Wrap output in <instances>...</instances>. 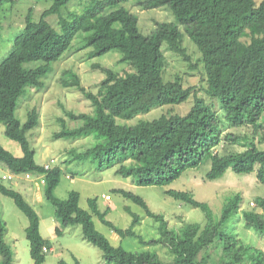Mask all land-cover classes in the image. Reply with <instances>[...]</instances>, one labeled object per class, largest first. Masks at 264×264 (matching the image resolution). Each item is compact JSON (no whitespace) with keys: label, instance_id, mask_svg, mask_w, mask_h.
I'll list each match as a JSON object with an SVG mask.
<instances>
[{"label":"trees","instance_id":"obj_1","mask_svg":"<svg viewBox=\"0 0 264 264\" xmlns=\"http://www.w3.org/2000/svg\"><path fill=\"white\" fill-rule=\"evenodd\" d=\"M0 0V10L4 2ZM38 19H32V8L24 18V26L13 43L10 53L0 62V122L5 135L16 141L23 152L17 157L0 144V163L9 172L43 174L44 195L54 207V214L63 226L80 225L83 238L102 251L106 264H264V250L246 243L223 226L241 203L239 192L229 197L218 217L206 202L198 201L189 191L168 189L172 198L201 209L205 221L183 222L171 227L161 213L152 211L146 201L132 192L118 188L114 192L131 199L144 209L156 224L154 238L145 240L134 230L140 217L131 213L130 226L123 229L107 219V210L98 209L95 198H89L92 214L120 237L136 238L141 244H155L167 249L171 258L166 261L154 249L125 250L112 245L94 225L92 214L79 206V193L70 191L66 199L54 195L61 177L59 166L45 169L34 160L27 133L39 123V113L32 108L24 123L15 117L19 98L28 87L41 88V80L71 45L73 37L84 32V46L91 47L89 56H100L117 49L119 61L126 64L121 72L92 64L103 73L96 92L81 84L72 70L63 72L62 84L76 87L91 101L92 113L67 111L72 121H81L76 127H67L63 118L62 128L53 132L54 138L77 139L94 134L95 143L75 154L77 160L98 159L100 167L118 165L115 173L131 176L143 186H164L180 177L187 169L210 164L207 179L221 176L228 167L236 173H249L256 169V178L264 186V149L256 146L247 136L230 132L222 137L219 122L229 127H252L254 132H264V0H137L143 9L169 8L176 22H158L148 34L138 28V18L120 6L103 10L127 0H90L89 7L81 14L72 13L68 18L59 16V31L50 25L47 17L59 13L71 0H50ZM201 54L206 86L204 91L220 101L223 119L212 104L198 96L194 86L185 87L181 79L164 81L165 56L163 42L169 50L183 60L189 57L182 44L183 32ZM1 39V31H0ZM37 62L29 67V62ZM194 103L184 114H162L150 120H139L132 125H120L116 118L129 120L139 113H146L158 105L179 104L190 95ZM221 118V119H220ZM242 143L244 150L221 156L218 146L224 141ZM130 161V162H129ZM129 162V163H128ZM0 193L10 197L27 217L26 238L30 244L33 264H43L49 249L39 231V218L22 194L3 184L0 176ZM257 204L261 211L244 210L245 226L264 234V197ZM6 225L0 216V264H12L13 252L4 239ZM56 228V233L60 234ZM212 246V247H211ZM212 248L214 254L208 251ZM60 264H80L63 260Z\"/></svg>","mask_w":264,"mask_h":264},{"label":"rangeland","instance_id":"obj_2","mask_svg":"<svg viewBox=\"0 0 264 264\" xmlns=\"http://www.w3.org/2000/svg\"><path fill=\"white\" fill-rule=\"evenodd\" d=\"M255 1L258 4L262 0ZM89 2L90 0H71L61 8L59 13L50 14L46 19L52 27L59 31V16L68 18L72 13L81 14L90 6ZM50 4V0H18L14 3H3L0 10V62L10 53L15 37L21 33L28 9L32 8V19L38 21L41 12ZM120 6L127 8L137 16L138 28L144 34L150 33L158 22H176L169 8L161 6L143 9L137 5V0L123 1L115 6H108L103 11L107 12ZM178 27L183 32L182 44L189 60H183L179 54L169 50L163 42L161 46L165 56L163 79L169 81L178 76L183 86H194L198 96L206 103L212 104L217 115L223 119L220 101L204 91L206 81L201 54L184 33L182 25L178 24ZM84 35V32H79L73 37L69 48L58 60L51 63L50 70L41 78L43 86L41 88L28 87L19 98L15 109V117L21 123L26 121L27 114L32 108L38 110L39 123L27 133V138L34 150L36 163L45 165L53 161L52 167L61 168L60 181L54 189V195L60 199H66L70 191H77L80 195L79 206L91 214L88 199L95 198L98 209L107 210V219L123 229L131 224L130 212L137 214L140 221L134 226V230L148 240L154 238L157 233L155 221L145 214L141 206L120 193L114 192L115 189L121 188L142 197L152 211L161 213L165 217L171 227L179 226L185 221L203 224L205 217L201 209L172 198L165 193L166 190L191 192L196 200L209 205L215 217L220 215L225 201L234 193L239 192L242 198L240 207L231 214L223 229L234 233L244 242L264 250V234L245 226L242 215L244 210L261 211L257 201L259 197H264V186L257 181L256 169L249 173H236L228 167L221 176L207 179L206 173L210 164L205 163L198 168L185 170L179 178L167 185L143 186L136 184L131 176L116 174L115 170L118 165L100 167L98 159L80 161L75 158L76 153L86 150L95 143L93 133L77 139L53 137V132L62 128L60 118L64 119L67 127H76L81 124V121L69 119L66 116L67 111L93 112L91 101L85 98L76 87L63 86L62 78L65 70H72L79 76L83 86L96 92L104 75L100 70L94 69L92 64L98 63L118 72L127 67L125 63L119 61L121 54L117 49H111L100 56H89L92 48L84 46ZM36 63L33 61L26 65L32 67ZM193 103L194 95L191 93L185 101L179 104L158 105L129 120L116 118V123L132 125L139 120H150L162 114L184 115ZM259 122H264V113ZM219 128L223 131L222 137L228 132L238 136H247L255 141L258 148L264 149L263 129L254 132L249 126L229 127L224 121L219 122ZM4 129L3 123L0 122V144L13 155L22 156L20 145L9 139ZM244 141L245 137H242L238 143H227L223 138L217 151L221 156L240 152L244 150L242 145ZM8 172L9 170L0 163V176ZM3 184L20 192L38 215L40 234L49 247L47 251H44L43 264H60L61 260L73 263L74 259H77L80 264H106L102 258V251L83 238L80 225L63 226L56 218L53 205L44 195L45 183H41L37 177L26 178L23 174H18L11 179L3 180ZM103 195H108L110 198L106 199ZM126 208H129L130 212ZM0 216L6 225L4 239L13 252L12 264H33L30 244L25 233L28 219L10 197L1 193ZM92 219L96 229L104 234L112 245L132 251L154 249L161 258L170 261L171 256L166 248L155 244H141L136 238L129 236L120 237L104 225L94 213ZM57 227L61 231L60 234L56 233ZM211 247L208 251L213 255Z\"/></svg>","mask_w":264,"mask_h":264},{"label":"built area","instance_id":"obj_3","mask_svg":"<svg viewBox=\"0 0 264 264\" xmlns=\"http://www.w3.org/2000/svg\"><path fill=\"white\" fill-rule=\"evenodd\" d=\"M52 163L53 161H50L48 164H45L44 165V168L45 169H49L52 167ZM26 178H31V177H37L38 180L41 182V183H44V178H43V174H33L32 172H26V173H22ZM18 174H14V173H9L8 174H3L2 175V179L3 180H6V179H11L13 178L14 176H16ZM104 198L106 199H109L110 197L108 195H103ZM43 251H47V248L46 247H43Z\"/></svg>","mask_w":264,"mask_h":264},{"label":"clouds","instance_id":"obj_4","mask_svg":"<svg viewBox=\"0 0 264 264\" xmlns=\"http://www.w3.org/2000/svg\"><path fill=\"white\" fill-rule=\"evenodd\" d=\"M11 173V172H10ZM2 177V176H1Z\"/></svg>","mask_w":264,"mask_h":264}]
</instances>
